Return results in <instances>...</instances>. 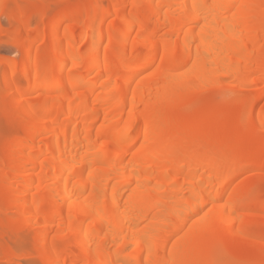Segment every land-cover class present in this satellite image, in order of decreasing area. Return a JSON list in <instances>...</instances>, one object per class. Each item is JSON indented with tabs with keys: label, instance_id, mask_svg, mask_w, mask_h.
Returning <instances> with one entry per match:
<instances>
[{
	"label": "bare ground",
	"instance_id": "1",
	"mask_svg": "<svg viewBox=\"0 0 264 264\" xmlns=\"http://www.w3.org/2000/svg\"><path fill=\"white\" fill-rule=\"evenodd\" d=\"M91 1L47 9L43 29L19 14L22 61L0 68L4 89L29 84L11 102L22 127L13 164L0 157V210H17L20 235L39 230L46 264L236 263L230 247L264 215L254 179L234 186L264 166V0ZM233 87L226 109L199 112Z\"/></svg>",
	"mask_w": 264,
	"mask_h": 264
},
{
	"label": "rangeland",
	"instance_id": "2",
	"mask_svg": "<svg viewBox=\"0 0 264 264\" xmlns=\"http://www.w3.org/2000/svg\"><path fill=\"white\" fill-rule=\"evenodd\" d=\"M91 2H92L91 0H7L6 6H4L3 10L0 11V62L9 60L19 64L22 61V57H21L22 48H20L19 43L21 42L24 33L22 32V30L20 31L18 29L21 28V25H23V21L25 22V20L27 19V18H25L24 20L19 19L20 18L19 14H21L20 16H22L23 11H25V14L27 11L28 14L30 13L29 15L26 14V16L35 17L34 19L36 20V22L33 23L32 26L36 25V28L43 29L48 24L49 20L48 18H46L42 21V19L38 15L42 14L44 11H47V9H50L51 11L50 14L52 15L54 14L53 16L57 15L60 12V10L64 9L65 7L69 11H74V12L77 11V13H81ZM109 21H111V23L113 22L112 20ZM70 24H72V22L68 23V25ZM31 28L33 29L35 28V26ZM40 45H39L40 47L46 49L48 47V42L45 41L43 42V44L40 43ZM35 46H37V44ZM3 72H4L3 69L0 68V157L2 158V160H4L5 157L6 159L7 158L10 159V160L7 159V161L9 162V164L7 163V165H12L15 158H13V156L11 155H10L11 157H7L6 156L7 154H5L6 152L5 148L8 146L7 147L8 149L9 145L11 148L13 139L16 137L17 135L16 133H18L19 131L18 129L22 127L21 124L22 121L19 118L20 110L12 108L13 104H11V102L16 97L14 93L19 89L17 86L18 85L20 86V84H22L21 87L23 86L24 88L28 86L29 82L28 80L22 78L18 80V85L16 84L14 86L15 88L13 87L12 89H8V90L4 89L5 87L4 84L6 83L5 82L6 76ZM254 89L255 87L251 86L250 90H254ZM45 91L47 90L43 89V90L26 93L24 95L26 102L27 103H29V101L30 103L33 102L32 100L37 99V97L39 98V96ZM252 92L254 93L250 94L251 97L248 94V96L250 97L248 102L254 100V98H256L258 95V91L254 90ZM236 94L237 93L235 87H233L230 90L226 98L219 97L215 95L214 92L205 93L203 95L204 106L201 108L199 112H202L206 107H209L214 104L218 105L217 108L219 111H223L228 107V102L232 100L231 96ZM7 95L9 97H7ZM6 97L9 99L11 98L12 100L6 99ZM258 108L259 109L264 108V100L261 101ZM190 112L191 113L188 112L187 116H185V121L188 123L192 122V119H194L198 115V114L196 115V113H194L193 110H190ZM221 117H222L221 118L222 121L226 120V116H221ZM192 125H196V123ZM227 139L229 143L226 144V147H233L237 143V138L235 136H228ZM252 179H254L255 181V183L253 184L254 188L258 189L261 192L262 196L264 197V166L258 165V167L257 166L255 168L253 167L249 169L246 173L239 175L236 178L234 186L239 185L246 180H252ZM0 211H1L0 212V264H46V262L45 263L43 262V258H42L44 250L42 244H40L41 240L39 238V230L38 231L34 230L33 231L34 233L31 232L30 234H27V236L25 233L20 235L19 234L20 230L16 225L17 223H15V221H11L12 219L15 220L17 218L16 217L17 210H15L13 206H10L7 207L6 210H0ZM254 219L255 222L253 224V230L249 232L247 237L248 241L245 244L243 243L238 245L233 244L229 249L230 257L231 259H234L235 262L237 261L236 263L239 262L240 259L239 256H241L240 254L246 253L247 255H251V257H254V259L256 258L255 260L257 262L260 260L259 262L264 264V234H263L264 215L262 216V213H260V215H256ZM11 226L14 227L12 228L13 232L14 229L15 232L19 230L16 233L15 232L13 233L15 234L14 242L12 241L13 235L9 236L10 240H7L8 239V237H6L7 235L5 237L2 236L3 234L4 235L6 234L5 230L10 231ZM18 234L22 238L20 236L17 237L16 235ZM15 237L18 238L19 242ZM33 240L39 243V245L35 249L33 248L34 250L31 251L30 249L32 248H30L29 245ZM9 250L11 252H9Z\"/></svg>",
	"mask_w": 264,
	"mask_h": 264
}]
</instances>
